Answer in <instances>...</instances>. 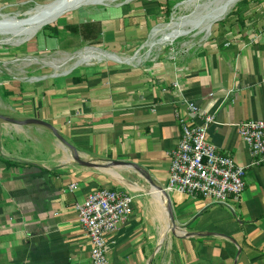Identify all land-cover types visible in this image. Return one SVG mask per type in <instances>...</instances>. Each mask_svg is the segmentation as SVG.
<instances>
[{"label": "crops", "instance_id": "0c3cea01", "mask_svg": "<svg viewBox=\"0 0 264 264\" xmlns=\"http://www.w3.org/2000/svg\"><path fill=\"white\" fill-rule=\"evenodd\" d=\"M136 14L94 17L98 40L129 53L144 36ZM214 23L201 41L139 63L83 64L0 91V114L53 124L85 160L131 164L79 165L49 128L0 120V264H92L75 205L105 188L134 197L132 215L108 236L109 264H264V164L246 171L233 210L165 191L181 120L202 123L187 101L213 116L209 141L244 166L252 157L238 125L264 120V0H243ZM66 32L56 45L78 50L81 35Z\"/></svg>", "mask_w": 264, "mask_h": 264}, {"label": "built area", "instance_id": "2783aa9c", "mask_svg": "<svg viewBox=\"0 0 264 264\" xmlns=\"http://www.w3.org/2000/svg\"><path fill=\"white\" fill-rule=\"evenodd\" d=\"M186 107L202 123H182V135L171 153L169 182L165 191L201 197L211 203L233 210L245 191L246 171L264 164V120L252 119L238 125L240 137L250 150L248 165L236 163L234 158L220 153L208 138L212 115L197 104L187 101ZM76 184L70 186V190ZM134 197L116 189H101L76 203L78 220L84 227L92 246V264H109L108 236L129 219L133 213Z\"/></svg>", "mask_w": 264, "mask_h": 264}, {"label": "rangeland", "instance_id": "374dc122", "mask_svg": "<svg viewBox=\"0 0 264 264\" xmlns=\"http://www.w3.org/2000/svg\"><path fill=\"white\" fill-rule=\"evenodd\" d=\"M51 1L53 0H0V14L9 16H15L17 14V16H24L23 18L27 19L30 17L32 11L37 8V5L46 4ZM227 1L228 0H226V2ZM241 1L243 0L236 1L222 19L236 11ZM224 2L225 0H101L100 4H87L77 10H71V12L63 15L54 23L46 25L32 39L18 44V46L13 45L12 42H7L9 37L0 35V91L10 94V87H14L15 83H17L16 85L22 83V86L25 87L32 83L31 79L33 77L53 75L56 70L52 65L56 64L61 66L63 61L76 51V49L75 51H69L64 46L56 45V42L62 41L60 36L63 35V33H67L65 29L66 25L93 24L96 22L92 19L96 16L102 17L104 20L108 19V21H112L111 19L113 18L122 17L123 13L133 14L134 12H139V14H136V17L139 15L141 16L139 17L140 19H137L136 23L139 24L138 20H140V22L144 21L142 26L144 27V36L139 39L135 45L129 43V45L132 46V49H128L130 50L129 53H125L124 49L123 51H117L119 54L133 56L145 43L150 41L151 33L155 27L169 23V21L173 19V16L178 18L183 17V19L187 17L186 20H182L185 24V31L184 34L178 37L172 44H168L166 49H171L173 46L182 47L201 41V39L208 36V29L205 27L207 26L206 23H209V19L207 18L208 14L214 10L215 7L217 8L219 5L224 4ZM144 18L147 19L145 20ZM192 19L199 23L196 26L190 24L189 22ZM4 23L5 20L1 19L0 24L4 25ZM213 23L211 29H213ZM19 29L21 32H24V28ZM48 36L52 40H49ZM160 38L161 37H157L156 39L159 40ZM48 43L52 46L50 45V47ZM76 44L79 45L77 48L78 50L85 46H91L101 47L110 52L115 51L112 46L103 45L105 43L101 39H97L94 42L78 41ZM160 51L161 49L158 50L156 48L151 50L152 56H157V53ZM147 52L148 49H144L143 54ZM36 60L38 62H34ZM102 61L105 60L91 59L83 61V59H77L72 63L80 62L81 65H83L100 63ZM105 62L113 63L111 60H106ZM36 71H38L37 74L35 73ZM58 77L63 76L60 75ZM54 86L57 87V83L54 84Z\"/></svg>", "mask_w": 264, "mask_h": 264}, {"label": "bare ground", "instance_id": "6f19581e", "mask_svg": "<svg viewBox=\"0 0 264 264\" xmlns=\"http://www.w3.org/2000/svg\"><path fill=\"white\" fill-rule=\"evenodd\" d=\"M236 1L238 0H228L227 2L225 0L224 4L219 5L217 8L215 7L214 10H212L208 14L207 18L209 19V23H206L207 26H205L206 29H208V33H210L212 23L216 20L222 19L232 8V5L236 3ZM100 3L101 0H53L46 4L37 5V8L32 11L30 17L27 19L23 18L24 16H17V14L15 16L0 14V21L1 19L5 20L4 25L0 24V35L9 37L7 42H12L13 45L18 46V44L32 39L46 25L54 23L63 15L71 12V10H77L87 4ZM186 18L183 19V17L178 18L176 16H173V19L170 20L169 23L155 27V29L151 33L150 41L145 43L140 48V50L137 52L136 58H133V56L119 54L117 52L106 51L101 47L85 46L82 49L76 50L74 53L68 56L63 61L61 66L53 64V67H55L54 69L56 70V73L53 75V77H58L60 75L66 76L75 68L79 67L81 65L80 62L72 63L77 59H83V61L91 59H103L113 60L115 62L117 60V62H123L124 64L139 63L140 61H144L148 58L147 56H144L145 53L143 54L144 49H148L149 52H147L146 54L152 56L151 50L155 48L158 50L165 49L168 44H172L178 37L184 34L185 24L183 23L184 21L182 22V20H186ZM190 22V24H194L195 26L199 23L193 21V19L190 20ZM19 28H24V32H21ZM157 37L161 38L157 40Z\"/></svg>", "mask_w": 264, "mask_h": 264}, {"label": "water", "instance_id": "95a60500", "mask_svg": "<svg viewBox=\"0 0 264 264\" xmlns=\"http://www.w3.org/2000/svg\"><path fill=\"white\" fill-rule=\"evenodd\" d=\"M191 23V22H189ZM0 120H4L6 122L12 123L14 125H20V126H26V125H41L44 127L49 128L54 135L64 144L66 145V147L70 148L73 150V158L75 160L76 163H78L79 165L82 166H86V167H93V168H110V167H119V166H126V165H130V163H125L122 161H108L107 163H99V162H94V161H88L85 160L83 158L80 157L79 153L76 151V149H74V147H72L67 141L66 139L60 134V132L58 131V129L51 123L39 119V118H28V119H16L13 117H9L3 114H0ZM152 184H154L152 182ZM155 185V184H154ZM163 190V189H162ZM169 214L171 217V221H172V232L176 234L177 230V225H176V221H175V216H174V212L172 210V206L169 205Z\"/></svg>", "mask_w": 264, "mask_h": 264}, {"label": "trees", "instance_id": "16d2710c", "mask_svg": "<svg viewBox=\"0 0 264 264\" xmlns=\"http://www.w3.org/2000/svg\"><path fill=\"white\" fill-rule=\"evenodd\" d=\"M65 29L74 34L81 35L84 41L94 42L102 32L101 26L98 23H86L82 25H66Z\"/></svg>", "mask_w": 264, "mask_h": 264}]
</instances>
